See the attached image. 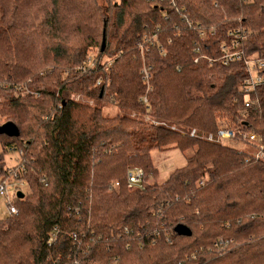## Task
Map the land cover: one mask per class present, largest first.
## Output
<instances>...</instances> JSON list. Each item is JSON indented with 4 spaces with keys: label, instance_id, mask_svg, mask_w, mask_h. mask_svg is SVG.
<instances>
[{
    "label": "trees",
    "instance_id": "trees-1",
    "mask_svg": "<svg viewBox=\"0 0 264 264\" xmlns=\"http://www.w3.org/2000/svg\"><path fill=\"white\" fill-rule=\"evenodd\" d=\"M232 30L264 58V0H0V94L24 84L41 95L0 101V126L20 134H0V183L19 169L30 189L0 219V264H264V159L190 135L228 125L264 141V83L247 108L245 65L223 60ZM99 46L101 62L81 68ZM75 90L161 123L74 101ZM173 147L193 152L147 182L152 150ZM135 168L140 187L127 181Z\"/></svg>",
    "mask_w": 264,
    "mask_h": 264
},
{
    "label": "rangeland",
    "instance_id": "rangeland-1",
    "mask_svg": "<svg viewBox=\"0 0 264 264\" xmlns=\"http://www.w3.org/2000/svg\"><path fill=\"white\" fill-rule=\"evenodd\" d=\"M115 1V0H113ZM100 43V40H99ZM100 45V44H99ZM101 46V45H100ZM100 46L95 47L92 50L89 51L88 55L84 59L87 62L88 56H95L100 51ZM113 56L110 54H105L103 59H106L107 61H112ZM67 72H63V75H66ZM150 79V78H149ZM23 84V83H21ZM42 84V85H41ZM40 86L42 88L48 87V83H40L39 85L36 83L35 86ZM22 87L21 90L18 88L8 89L6 93L0 94V101H2L4 98H9L12 95L17 97L19 94L25 95L26 93H29L30 95H34L36 97L41 96L35 89L30 88L27 85H20ZM147 90V89H146ZM28 91V92H27ZM147 92V91H146ZM68 97L70 96L71 99L74 101H78L80 103L88 104V105H101L103 109L108 112L109 114H117V113H125L126 111L118 105L117 102L113 101L110 96L104 97L103 100H96L94 96H87L84 94L83 91L75 90L71 91L66 94ZM130 116H138L141 117L146 122H152V123H161L159 122L154 116L148 114L139 115L136 113V111L133 110V112H126ZM6 119L5 116L1 117V121ZM223 143H226L230 146L237 147L240 150L248 151L249 153L254 150L251 143H244L240 142L239 140H233V139H225L223 140ZM1 150V148H0ZM193 150H187L182 151L180 148H167V149H154L151 152L152 159L155 163V166L157 167V173L151 174L147 182H163L170 174L171 171H173L175 168H178V166H182L186 164L187 157L192 154ZM5 163L6 167L9 169H14L15 166L19 164V153L14 151H9L5 153ZM17 171V169H15ZM4 186L6 188V195H0V219L6 218V216L9 214V207L8 202L9 200L12 201L18 192H24L25 194L30 192L29 186L27 182L23 179H19L18 177H15V174H8L5 176ZM1 180V179H0ZM17 197V196H16Z\"/></svg>",
    "mask_w": 264,
    "mask_h": 264
},
{
    "label": "built area",
    "instance_id": "built-area-1",
    "mask_svg": "<svg viewBox=\"0 0 264 264\" xmlns=\"http://www.w3.org/2000/svg\"><path fill=\"white\" fill-rule=\"evenodd\" d=\"M229 35L231 36V42L229 45L223 46V60L225 63L231 62L233 60H242L246 70H247V77L245 78L243 85L240 88V91L244 93L246 96L245 106H251L255 99L248 97L252 91H254L258 85H262L264 83V58H260L258 56H251L246 55L242 46V40L246 37V31L241 30H232ZM198 60V58L196 59ZM101 61L96 60L93 56H88L87 62L85 61L81 68H86L88 66H95ZM112 64V61H107L105 64V70H108V67ZM142 72L144 73V82L146 83L147 90L150 89L149 87V78L150 73L148 72L146 67H143ZM102 79L99 78L97 80V85H101ZM19 90L22 87L19 85L17 86ZM16 88V89H17ZM28 92V91H27ZM248 97V98H247ZM141 100L147 104V93L141 97ZM190 135L193 136H201L202 138L208 139L209 141L221 143L225 139H233L239 140L240 142L251 143L254 150L251 152L253 156L258 159H264V141H262L261 136L256 133L253 129L249 128H242V127H231L228 125L220 126V129L217 132H209L206 134L200 135L197 129L192 128L190 131ZM21 166L20 169H22ZM19 169H17L18 171ZM14 170V174L17 173ZM145 174L141 168H135V170H129L127 172V181L130 187H140L144 181ZM5 183H0V195H6V188L4 186ZM119 185L118 182L115 183L117 187ZM17 196V195H16ZM15 196V197H16ZM10 202V200H9ZM9 213H17L18 209L13 204L8 205Z\"/></svg>",
    "mask_w": 264,
    "mask_h": 264
},
{
    "label": "water",
    "instance_id": "water-1",
    "mask_svg": "<svg viewBox=\"0 0 264 264\" xmlns=\"http://www.w3.org/2000/svg\"><path fill=\"white\" fill-rule=\"evenodd\" d=\"M102 50L101 51H104L105 49V40L103 39L102 41ZM0 134L4 135H9V136H18L20 135L19 134V127H17V125L12 122V121H8V122H5L3 125L0 126ZM25 196V193L24 192H18L17 193V197L18 198H22Z\"/></svg>",
    "mask_w": 264,
    "mask_h": 264
}]
</instances>
